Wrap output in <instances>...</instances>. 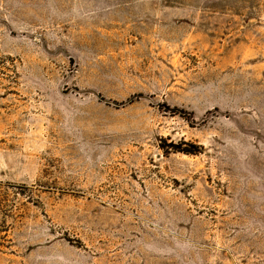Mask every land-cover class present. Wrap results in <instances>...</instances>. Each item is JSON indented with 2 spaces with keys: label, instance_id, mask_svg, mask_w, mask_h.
Instances as JSON below:
<instances>
[{
  "label": "rangeland",
  "instance_id": "1",
  "mask_svg": "<svg viewBox=\"0 0 264 264\" xmlns=\"http://www.w3.org/2000/svg\"><path fill=\"white\" fill-rule=\"evenodd\" d=\"M0 264H264V0H0Z\"/></svg>",
  "mask_w": 264,
  "mask_h": 264
}]
</instances>
